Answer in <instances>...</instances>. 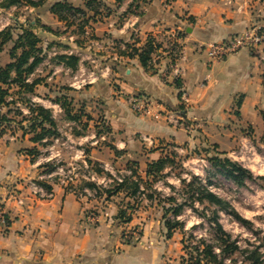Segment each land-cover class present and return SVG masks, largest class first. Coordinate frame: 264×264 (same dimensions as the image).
<instances>
[{"label": "crops", "instance_id": "obj_1", "mask_svg": "<svg viewBox=\"0 0 264 264\" xmlns=\"http://www.w3.org/2000/svg\"><path fill=\"white\" fill-rule=\"evenodd\" d=\"M57 1L63 0L48 1L45 5L51 17L56 16L48 8ZM66 1L72 4L71 0ZM104 1L115 7L113 0ZM128 2L118 9L124 11ZM142 11L141 16L129 15L118 24L109 20L96 31L108 32L107 40L113 45V40L123 39L136 40V46L143 44L149 35L163 43L167 31H177L182 48L177 61L183 71L178 79L180 85L171 79L164 80L159 66L151 70L143 68L137 57L121 56L118 65L104 67L103 76L89 82L87 93L103 103L100 119L106 128L88 133L71 128L74 143H89L83 151L81 147L77 151L80 155L75 164L82 165L88 157L113 173L111 168L116 164L123 162V169L117 170L121 172L126 164L135 162L140 176L145 177L149 162L174 150L188 151L212 144L214 154L226 155L246 125H251L255 132L263 129V57L252 48L243 47L214 60L208 55V45L254 26L264 16V2L151 0ZM163 45L153 55L158 57L157 64L168 58ZM183 93L187 102L182 99ZM133 96L147 98L151 112L135 113L129 103ZM52 108L54 112L61 110L57 106ZM167 112L175 113L177 121L167 120ZM63 116L71 122L64 113ZM57 128L61 134L58 121ZM17 131L13 135H0V203L8 220L0 228V264H178L181 238L175 243L177 231L166 238L162 208L155 202L144 200L130 223L119 224L115 219L118 203L113 200L117 196L100 200L97 211L101 216L90 223L86 219L90 202L79 199L63 186L50 182L53 196L49 199L32 193L28 183L37 177L42 162L39 157L32 161L25 149L42 146L32 142V133ZM99 139L107 142L96 148ZM169 178L167 181L173 183ZM155 209L159 216L150 218V211ZM138 223L142 225L139 238L126 243L124 231Z\"/></svg>", "mask_w": 264, "mask_h": 264}, {"label": "trees", "instance_id": "obj_2", "mask_svg": "<svg viewBox=\"0 0 264 264\" xmlns=\"http://www.w3.org/2000/svg\"><path fill=\"white\" fill-rule=\"evenodd\" d=\"M126 1L129 2L126 9L119 14L120 21L129 15L141 16L143 7L151 0H113L116 8ZM260 1L264 2V0ZM44 2L45 0H1L0 6L11 8L19 3H25L31 8H37ZM48 10L59 21L66 23L68 20L74 23L73 19L84 16L86 12L93 13L90 17L96 20L98 16H110L114 11L113 7L104 0H84V7L74 6L66 0L57 1L52 3ZM13 20L14 24L0 30V54L6 50L9 56L7 63L0 64V135L11 131L12 127H17L24 134L32 133L30 138L32 142L46 146L60 134L52 109L33 101L35 88L41 83V80L32 78V76L47 57L40 44L41 38L35 29L50 31V27L38 20L27 19L24 22H19L16 18ZM136 42V40L132 42L123 39L113 40L118 56L113 63L118 65L121 56L137 57L143 68L154 69L153 55L162 47L163 43L150 35L143 44L136 46ZM122 44L124 48L121 47ZM51 61L68 67L74 72L79 67L80 56L75 53L61 52L56 53ZM174 82L176 85H180L178 79H175ZM23 93L26 98H23ZM67 97L66 94H60L51 101L60 107L67 119L79 121L80 114L84 113L72 112L69 106L71 99ZM24 109L27 111L26 113ZM17 115H21V120L15 122L14 119ZM87 118L90 116L87 115ZM100 132L101 130L97 131L96 135L98 136ZM13 133L14 131H11V135ZM38 151L36 146L25 149V153L30 156L32 161L38 158ZM188 157L182 158L174 150L156 161L149 162L145 170V177L140 176L135 162L126 164L124 171L114 175L106 171L100 163L92 162L86 157L85 161L97 176L110 179L111 182L104 186L80 180L76 189L81 190L86 186L94 192L96 199L103 201L123 194L124 199L128 200L118 203L115 219L119 224L130 223L144 200L148 203L155 202L161 206L166 238H170L175 231L182 234L180 240L183 251L180 256L181 264H226V260L230 264H264V249L260 250V247H264V235L259 245L241 248L238 241L223 228L220 222L221 213L231 216L248 229H251L252 223L243 218L226 199L213 191L215 183L209 177L202 178L192 172L184 174L172 172L175 163L183 171V163ZM208 160L210 166L215 169V174L231 180L239 187L245 185L246 179L253 178L250 170L226 155L211 154ZM38 167H45L44 172L54 169L53 162L41 163ZM169 177L174 178L177 184L168 182ZM40 184L48 191L52 190V184L47 182H40ZM159 184L162 186L160 187ZM165 188L168 189V192H165ZM65 189L69 188L65 187ZM75 195L78 197L77 194ZM187 209L207 224L209 230L214 233L213 237L196 236L194 234V230L197 228L196 224L188 230L185 229L186 223L181 219V216ZM140 234L141 232H139ZM123 236L125 237L124 233ZM124 241L131 243L135 240L127 237L124 238ZM236 252L242 254L241 260L234 258Z\"/></svg>", "mask_w": 264, "mask_h": 264}, {"label": "rangeland", "instance_id": "obj_3", "mask_svg": "<svg viewBox=\"0 0 264 264\" xmlns=\"http://www.w3.org/2000/svg\"><path fill=\"white\" fill-rule=\"evenodd\" d=\"M48 1L52 2L55 0H45L44 4L36 9L31 8L25 3H19L11 8L0 6V30L10 24H14L13 19L15 18L19 22H24L27 19L30 21L38 20L41 23L46 22L50 27V31L41 30L40 28L35 29V32L41 38L40 44L47 57L32 76V78H39L41 80V83L35 88V95L33 98H35L36 102L51 108V105L54 104L51 99L60 94H66L68 96L67 98L71 99L69 105L71 111L84 113L85 115L80 114L81 119L73 123V121L70 122L64 118L62 110L54 112L52 108L53 114H56L55 117L57 118L61 134L58 140H54L52 144L50 143L46 146L39 147L38 157L41 162H45L44 160L49 157L56 158L54 159L56 165L64 164L65 166H73L75 170H79L82 174L83 171L81 167L74 162L78 161L77 155L80 154L77 151L80 147L81 151H83L82 148H85L86 145L89 146V143L88 141H82L81 145L74 143L70 135L71 128L85 130L87 133L98 128H102L101 130L105 128L103 119H100L101 116L103 117V103H101L99 98L89 97L87 90L90 86L89 81L93 80L94 77L95 79L102 77L105 72L104 67L113 64L115 59L111 58V53L114 52L117 54L114 47L115 45L107 40L110 34L106 31H99V29L96 31V28L105 27V23L109 22V20H116V24H118L120 22L119 14L121 11L113 7L114 11L110 18L109 16H98L96 20L90 17L93 13L86 12L84 16L73 19L74 23L70 20L66 23L58 21L56 17H51V15L47 14L45 5ZM71 2L77 6L84 7V0H71ZM251 28H255L256 33L262 36L260 43L252 49L259 52V55L263 57L262 61L264 63V16L258 18L257 23ZM105 39L108 42H106ZM64 46L67 47L65 48ZM61 52H72L80 56V66L76 72H72L71 70L65 71L61 66L51 61V58L56 53ZM8 61L9 56L5 50L0 54V64L4 65ZM23 98H26L24 93ZM24 112L26 113L27 111L24 109ZM87 115L90 116V118H87ZM14 120L15 122L21 120V115H17ZM96 122L98 123L96 124ZM11 131H17V127H12ZM11 131L7 132V134L11 135ZM17 133L20 134V131H17ZM240 135L241 136L236 140L235 146L229 150L228 153L226 152L227 154L225 152L224 154L252 172L253 178L246 179L244 186L239 187L231 180L214 173L215 169L210 166L208 160V157L215 153L213 152L214 149L212 148V144H207L205 147L199 146L194 150L192 148L188 149V151L177 150L182 158L184 156L189 157L183 163V171L181 167L175 163L172 172L174 174L177 172L183 174L192 172L202 178L209 177L215 183L213 191L226 199L243 218L252 223L251 229H248L231 216L221 213L220 222L223 228L232 235V238L238 241L241 248H244L246 246L259 245L264 235V168L262 167V164H264V127L255 132L251 125H246ZM243 140H245L247 147L245 152L240 151L241 142ZM105 142L107 141L99 139L96 148L103 147ZM81 158H83V153H81ZM68 162L70 163L68 164ZM123 167L124 164L122 162L116 164L113 169L111 168V171L117 173V170H122ZM38 168L39 173L45 169V167ZM51 181L56 185L62 186L56 177ZM169 181L174 184L177 183L174 178H169ZM77 186L78 185H76L75 190ZM159 186L161 187L162 185L159 184ZM164 190L168 192L167 188ZM96 198L97 197L82 198L84 201L90 202L88 211L100 208V200ZM113 200H116V203H120L128 199H124V195L121 194ZM139 207H142V205ZM155 210L150 211V218L154 217L157 219L159 216L157 210ZM181 219L186 223V230L194 224L197 225V228L194 230L196 236H203L205 238L214 236V233L209 230L207 224L190 210L187 209L181 216ZM133 226L140 230L142 225L138 223V225ZM181 237L182 234L177 231L174 235L175 243H177ZM263 249L264 247H260V250ZM177 252H179L177 261L178 264H181L180 256L183 254V251L180 245ZM234 258L241 260L243 256L236 252ZM225 263L230 264L227 260Z\"/></svg>", "mask_w": 264, "mask_h": 264}, {"label": "built area", "instance_id": "obj_4", "mask_svg": "<svg viewBox=\"0 0 264 264\" xmlns=\"http://www.w3.org/2000/svg\"><path fill=\"white\" fill-rule=\"evenodd\" d=\"M262 39V36L258 33H256L255 28H250L245 30L239 35L233 36L231 38H228L226 40L211 43L208 45V55L214 59V60H220L224 58L226 55L236 52L237 50L243 48V47H249L254 48L256 47ZM163 47L167 51V60L163 62L162 64H157L158 57H153L152 64L153 66L157 67L159 66V72L161 77L164 80H175L179 79L182 75V68L178 65L177 61L181 56L182 48L179 43V36L178 32L173 31H167L165 33V39L163 41ZM122 48H124V45H121ZM113 49V47H112ZM72 53V52H69ZM112 59H117L118 56L116 53L112 52L111 54ZM76 78V77H75ZM95 77L93 78V80ZM90 82V81H89ZM75 84V83H74ZM73 85V84H72ZM77 87V86H74ZM182 99L184 102L188 101L187 95L185 93L182 94ZM33 101H36L35 98H33ZM130 107L131 109L138 114L146 115L151 112V106L147 98L143 96H133L130 99ZM51 106H57L59 109V106L57 104H52ZM60 110V109H59ZM166 119L171 122L177 121V115L173 112H167L165 114ZM55 140H58L56 138ZM245 140L241 142L240 151L245 152L246 151V144ZM54 159L56 158H47L44 161L45 162H53L54 169L49 172L42 171L37 175L36 178L33 180H30L28 183V186L30 187L32 193L35 195L44 198L49 199L53 196V191H48L40 182H52L51 180L53 178H58L60 184L65 188H69L68 190L73 192L74 194H77L78 198H91L94 197V192L90 190L88 187L84 186L81 190H75L76 185L80 182V180L85 181H91L95 182L98 185H106L107 183L111 182L110 179L106 178H98L97 174L93 171V169L87 164V162H83L82 165H78L81 167L83 173L79 170H75L73 166H65L64 164L56 165L54 163ZM42 162V163H45ZM262 167L264 168V164H262ZM128 172V171H127ZM80 173V174H79ZM129 173V172H128ZM115 175V173H112ZM77 181V182H76ZM51 184V183H50ZM101 216V213H99L96 209L87 210L86 212V219L90 223H95L98 221L99 217ZM7 224V212L3 208V206L0 203V228L5 227ZM125 237H131L134 239L139 238V230L135 228H129L124 231Z\"/></svg>", "mask_w": 264, "mask_h": 264}]
</instances>
